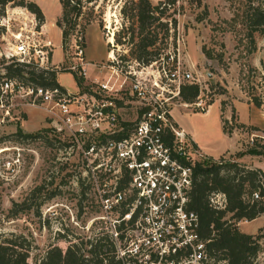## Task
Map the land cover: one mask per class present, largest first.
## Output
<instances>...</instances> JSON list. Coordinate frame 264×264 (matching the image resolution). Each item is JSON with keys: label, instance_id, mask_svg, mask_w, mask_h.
I'll return each instance as SVG.
<instances>
[{"label": "rangeland", "instance_id": "obj_1", "mask_svg": "<svg viewBox=\"0 0 264 264\" xmlns=\"http://www.w3.org/2000/svg\"><path fill=\"white\" fill-rule=\"evenodd\" d=\"M26 1L36 2L50 19L55 17L59 7L62 8L59 18L63 15L60 0ZM137 1L70 0V7L75 8L71 17L77 27L69 38L83 31L86 59L91 63L83 85L94 79L108 78L109 73L97 70L93 63H107L112 48L126 65H134L136 45L141 36L135 16ZM251 4L264 5V0H178L162 14L164 21H172L176 26H170V37L158 27L159 39L153 48L155 56L165 55L170 50L177 52L182 65L201 79L205 100L211 105L205 113L178 99L172 110L173 118L180 125L176 129L190 138L194 136L199 146H210L218 153L225 147L231 150L236 147V141L223 130L224 120L226 127L232 128L239 139V150L221 156L232 161H236L238 151L252 144L255 136L264 140V31L251 26L248 17ZM45 21H39L24 6L9 3L5 7V16L0 15L1 74L7 76L6 66L20 59L14 54L17 35L41 31ZM156 25L157 22L151 28ZM109 26L114 31V44L119 45L118 48L110 44ZM58 34L54 33L50 39L47 38L49 34L40 35L42 45L50 42V46L44 47L49 52L46 65L55 70L57 76L62 74L60 82L72 92L87 89L81 88L75 74L67 69L71 61L70 40L63 48L64 55L58 50L54 58ZM23 64L29 65L28 70L40 68L33 60ZM143 75L153 79L156 74L147 69ZM26 77L14 78L28 83L30 80ZM256 100L262 103L260 107L255 104ZM128 112L131 115H124L125 120L134 118V110ZM196 150L197 160L211 157L198 147ZM243 159L254 158L246 155L238 160L249 166L242 162ZM262 165L264 167V161ZM83 175L81 156L67 148L46 111L23 104L20 98L14 99V105L0 108V239L23 235L33 249L29 258L32 264L50 245L66 250L81 239L104 236L94 220L99 210L94 193L83 187ZM33 190L35 193L27 200L26 209L16 217L9 216L14 202L22 203ZM237 225L242 232L259 237L260 251L255 264H264V214L254 221L240 220ZM88 249L85 246L82 252L88 254ZM138 264L175 263L165 259H138Z\"/></svg>", "mask_w": 264, "mask_h": 264}, {"label": "built area", "instance_id": "obj_2", "mask_svg": "<svg viewBox=\"0 0 264 264\" xmlns=\"http://www.w3.org/2000/svg\"><path fill=\"white\" fill-rule=\"evenodd\" d=\"M42 34L17 35L18 62L33 60L49 69V52L44 47L50 42L42 45ZM70 41L67 69L85 79L91 63L86 59L83 33L77 32ZM110 44L119 47L114 41ZM166 55L149 65L136 59L134 65H126L112 48L107 63H93L97 70H106L108 78L94 79L77 92L0 73V108L20 98L23 104L46 111L67 148L81 156V183L93 191L99 209L94 220L113 241L118 259H134L126 264H138V259L222 264L199 233L197 212L188 209L197 150L194 141L176 129L172 116L182 84L200 86L192 103L196 108L206 113L211 105L205 100L201 79L182 65L177 52L170 50ZM147 69L156 74L153 79L143 75ZM128 110H134V118L125 120L124 115H131ZM121 133L126 135L113 137ZM254 197L259 198V193ZM211 204L225 209L226 194L214 193Z\"/></svg>", "mask_w": 264, "mask_h": 264}, {"label": "trees", "instance_id": "obj_3", "mask_svg": "<svg viewBox=\"0 0 264 264\" xmlns=\"http://www.w3.org/2000/svg\"><path fill=\"white\" fill-rule=\"evenodd\" d=\"M177 1L162 0L158 5L153 4L151 0L137 1L135 16L139 23L141 36L136 45L135 59L139 62L149 65L161 57V54L155 56L156 53L153 52L159 39L160 32L157 28L162 29L166 37H170V24L174 27L176 23L164 21L162 14L167 7L176 4ZM60 2L63 6V15L57 21V25L62 29L63 48L65 49L66 43L70 40L69 37L77 27V22L74 21L73 16L71 17L75 8L70 7V0H60ZM9 3L24 6L34 13L39 21H45L41 7L34 1L26 0H0L1 16H5V7ZM248 17L251 26L264 31L263 4H251ZM156 22L157 25L151 28ZM27 67H29L27 64L12 62L6 66L7 76L26 77L28 75L26 77L30 80L28 83L66 89L58 82L55 70L39 68L36 71L28 70ZM75 79L81 88L86 87L83 85L84 78L75 74ZM199 94L198 84H182L180 90L182 102L192 104ZM255 104L258 107L262 105L259 100H256ZM222 121L224 132L231 135L233 129H228L224 120ZM125 135L121 133L113 137L119 139ZM193 144L197 148V145ZM246 155L264 158V140L261 136H255L252 144L238 151L236 161L221 156L218 160L209 157L204 161L197 160L193 165V187L188 209L197 212L199 216V233L204 240L208 241L209 252L216 258L215 260L223 261L224 264H255L260 251L259 237L242 232L237 225L240 220H254L264 214V171L238 161ZM218 192L225 193L227 196L226 208L222 210L216 209L211 204L212 195ZM255 192L259 193V198L254 197ZM34 193V190L31 191L22 203L14 202L9 210V216L16 217L25 210L27 200L32 198ZM102 233H104L103 237L95 235L87 240L81 239L79 243H72L66 250L59 245H50L44 253L35 257L34 264H126L128 260H134L118 259L113 241L106 232L102 231ZM85 246L89 247L88 254L82 252ZM32 250V246L23 235L4 236L0 239V264H32L29 261Z\"/></svg>", "mask_w": 264, "mask_h": 264}, {"label": "crops", "instance_id": "obj_4", "mask_svg": "<svg viewBox=\"0 0 264 264\" xmlns=\"http://www.w3.org/2000/svg\"><path fill=\"white\" fill-rule=\"evenodd\" d=\"M152 2H153V4H156V3H158L159 1H161V0H151ZM59 9H60V12H59ZM61 10H62V8L61 7H59L58 9H57V12L55 13V17L52 19H50L49 17L50 16H48V14L46 13V11H44L45 12V18H46V21H45V24H43L42 26H41V32H43V33H45L46 35H48V39H50L51 38V36L53 37V35H54V33L57 35L58 34V32H59V38H58V36H57V40H58V43L57 44H55L54 43V49H53V52H55V55H54V58H55V56H56V53H57V51L59 50L60 52H61V55H64V49H63V43H62V30L56 25V22H57V20H58V18L60 17V15H61ZM59 12V13H58ZM107 58H108V56H107ZM88 59H90L91 61H93V58H88ZM102 61V60H101ZM90 62V61H89ZM96 62H98V61H96ZM62 75V74H61ZM61 75H59L58 76V81H59V83L62 85V86H64L66 89H68L64 84H62L61 82H60V79H59V77L61 76ZM69 90V89H68ZM69 91H71V90H69ZM74 92V91H73ZM206 113H208V112H206ZM226 118L228 119V120H230V115L229 114H227L226 115ZM174 119V118H173ZM174 121H175V123L178 125V126H180L179 124H178V122H177V120H175L174 119ZM222 126H223V121H222ZM237 133H232L231 135H228L229 136V138H231L232 140H235L236 141V147L234 148V149H232L231 150V148H228V147H225L224 149H222V150H219L220 152H218V153H214L215 152V150L216 149H214V148H210V146H199V143H198V141H196V138L194 137V136H191V139L194 141V143L197 145V147L199 148V150L202 152V153H204V154H207V155H209V156H211V157H213V158H217V157H220V156H222V155H224V154H226V153H234L235 152V150H239V139H237L238 137H237V135H236ZM226 135H227V133H226ZM223 151V152H222ZM209 152V153H208ZM211 152V153H210ZM217 152V151H216ZM214 154H218V155H214ZM244 158V157H243ZM252 158V157H251ZM253 158L254 159H252V160H250V159H243L242 160V162H245V163H247L250 167H255V168H260V169H262L263 171H264V167H263V165H262V162L264 161V158L263 157H260V156H253ZM250 160V161H249ZM258 160V162H256ZM256 220V219H255ZM254 221V220H253Z\"/></svg>", "mask_w": 264, "mask_h": 264}, {"label": "bare ground", "instance_id": "obj_5", "mask_svg": "<svg viewBox=\"0 0 264 264\" xmlns=\"http://www.w3.org/2000/svg\"><path fill=\"white\" fill-rule=\"evenodd\" d=\"M110 27V26H109ZM111 28V27H110ZM111 34H112V36L110 37V41H114V37H113V34H114V31H113V29L111 28Z\"/></svg>", "mask_w": 264, "mask_h": 264}]
</instances>
